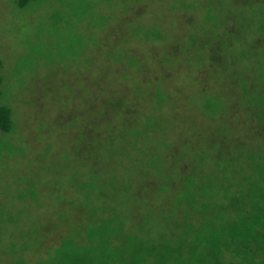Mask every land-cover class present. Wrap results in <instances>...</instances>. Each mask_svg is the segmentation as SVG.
Returning <instances> with one entry per match:
<instances>
[{
	"label": "rangeland",
	"instance_id": "obj_1",
	"mask_svg": "<svg viewBox=\"0 0 264 264\" xmlns=\"http://www.w3.org/2000/svg\"><path fill=\"white\" fill-rule=\"evenodd\" d=\"M261 2L43 0L18 9L0 0L2 102L16 124L11 134L0 130V264L13 260L7 247L24 238L19 233L32 232V243L43 238L27 254L35 261L81 223L63 164H75L77 174L133 178L140 200L162 205L167 194L155 203L147 192L192 172L193 157L208 153L211 164L237 144H258L256 130L264 128L233 70L241 77L259 73L246 71L257 55L241 63L235 55L240 35L251 48H264V37L254 41L263 25ZM87 6L95 19L85 17ZM150 31L163 37L144 38ZM209 97L224 111L204 114ZM58 193L69 201L57 202Z\"/></svg>",
	"mask_w": 264,
	"mask_h": 264
},
{
	"label": "trees",
	"instance_id": "obj_2",
	"mask_svg": "<svg viewBox=\"0 0 264 264\" xmlns=\"http://www.w3.org/2000/svg\"><path fill=\"white\" fill-rule=\"evenodd\" d=\"M42 2L13 0L18 9ZM84 10L86 18H96L88 13V6ZM209 19L213 20L212 17ZM225 23L226 20L221 25ZM259 31L258 40L254 41L262 42L264 19ZM150 34L144 38L163 37L157 31H150ZM242 39L240 35L235 62L254 61L257 55L258 64L247 66L246 71L259 73L241 77L237 69L233 70L235 73L231 71L234 79L240 78L245 105L258 118V129L264 128V48L261 51L252 49V41L246 38L243 43ZM127 59L133 65L138 64L136 58L128 56ZM2 67L3 60H0V130L8 135L13 133L16 124L12 108L2 102L5 79ZM157 96L162 103L161 90ZM209 99L204 114L212 117L224 111L216 99ZM256 135L258 144L250 147L237 144L230 153L215 154L211 164L208 153L193 157L197 161L192 172H180L171 181L160 184L157 192H147L154 195L155 203L156 198L167 194L169 200L162 205L158 202L150 205V202L140 200L133 192V178L121 179L120 175L106 178L95 170L90 174L82 171L77 174L75 164L61 165L73 186L76 206L81 207V223L67 231L58 244L48 246L45 255L35 261L27 254L38 251L43 238L32 243L29 238L32 232L19 233L24 238L7 247V253L13 258L9 264H264V132L256 130ZM151 161L157 162V158L152 157ZM77 175L84 179L80 181ZM31 194L37 197L36 193ZM57 200L69 201V196L61 193ZM66 214L65 211L61 217ZM8 221L12 225L17 222L12 217Z\"/></svg>",
	"mask_w": 264,
	"mask_h": 264
}]
</instances>
